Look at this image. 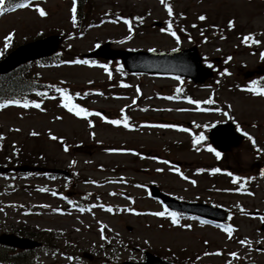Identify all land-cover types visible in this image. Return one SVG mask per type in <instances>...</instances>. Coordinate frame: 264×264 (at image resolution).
<instances>
[{"label": "rangeland", "instance_id": "1", "mask_svg": "<svg viewBox=\"0 0 264 264\" xmlns=\"http://www.w3.org/2000/svg\"><path fill=\"white\" fill-rule=\"evenodd\" d=\"M96 5L103 9H115L122 13L141 12L147 10V18L144 27L148 33H144L139 37L133 36L129 43H125L124 37L128 35L126 31L119 27L112 25H103L86 33L83 38H74L71 35L64 34L62 44L69 50H74L79 55L90 50L93 45L104 42H111L115 48H164L167 49L172 43L161 35L164 22L166 18V9L160 0H141L140 2L134 0H94ZM170 3L173 9L177 12H186L190 20H194V14L200 11H205L214 16V13L220 11L231 15L237 14L238 21L248 29L255 32H260L264 42V14L262 9L264 7V0H166ZM36 6L43 7L47 16L40 17L37 11L33 8H24L7 15L0 19V51L4 52L3 41L5 37L11 32L14 33L17 45L23 44V40L29 37L30 33L41 31H52L56 29L69 30L70 20L72 17L71 6L68 2L63 0H45L44 3L37 2ZM264 10V8H263ZM154 22L162 23L161 28L153 27ZM195 37H199L195 34ZM264 46L259 48H247L245 44L239 42L237 38L231 39L229 42H222L216 40L211 44L203 43L200 48V53L207 56L209 59L219 56L220 50L225 49L227 53L233 56L230 65L244 64L247 69L253 71L256 69L262 70L259 52ZM264 52V51H263ZM87 67H59L41 70V79L48 83H69L72 88L80 90L88 85L105 82V74L98 68H92V71L86 70ZM117 76H115L116 78ZM91 82V83H90ZM131 84H138L141 86L144 95L151 96L155 93L168 94L173 87L171 80L158 79L153 77L131 78ZM115 86H113L114 89ZM207 91L200 90L198 95L205 96ZM220 98L231 105L235 117L242 126L243 131L249 135L257 136L258 148L260 153L264 154V98H251L249 96L232 97L224 92H220ZM154 103L159 111H151L146 113H137L139 119L159 120L161 117L166 119L168 123L175 124H189L199 120L200 116L192 114L189 106H182L171 104L166 105L164 100L156 99V101H148ZM149 103V104H150ZM100 112L102 115L108 117L113 116L112 106L113 100L101 99L99 102ZM168 107L167 112L163 107ZM104 109V110H103ZM162 111V112H161ZM160 112V113H159ZM62 119H56V117ZM208 120L214 121L221 119L220 116L208 117ZM95 124L98 119L93 120ZM13 129H20L14 131ZM46 132L61 133L71 136L73 131L78 132V137H84V145L74 150L79 166L76 169H81V173L86 177L100 179L103 177L119 178L124 176L126 178L134 177L138 181H145L147 183H159L162 190L171 195L177 196L181 199H202L206 201H215L230 207L232 204L241 203L244 207L243 214H236L235 221L239 223V232L243 239L252 243L251 246L234 243L229 237L220 229L212 228L210 226L196 225L190 229L183 226L171 227L166 222L161 221L160 218L150 215L149 213L156 212L159 207L156 203L144 199L142 192L130 188L120 187V190L127 191L129 196L136 198V208L141 212L140 216L130 212L128 215L123 214L121 217H112L106 214H101L98 217L85 216L80 218L68 219L64 217H33L29 218L31 224L34 226L50 228L53 230H68L71 232V238L77 240L80 247H76L73 251L78 262H83V253L89 254V251H95L97 245L92 244L97 240L96 222L107 226L110 232L117 233V236L134 242L140 247H149V252H169L173 255L179 254L182 258H191L194 254L204 251L205 246L203 241H209V248H225L226 251H235L236 257L233 256H216L215 254L201 258L197 264H235L246 262L247 260H257L264 262V253H257L254 251V245L264 240V228H260V223L264 220L255 218L250 213L254 211L264 213V185L262 183L259 171L250 170V165L256 160H260L259 156L254 157L253 154L241 152L233 149L227 158L222 161L221 165L229 166V168L237 171L241 175H250L256 181L255 194L253 196L243 197H228L226 195L210 193L205 191V187L210 186L211 182L204 180L197 176L195 179L198 184L185 183L179 178H173V175H168L166 168L158 166L155 163L156 159L165 158L162 154L163 150L169 153L166 160L172 161L173 166H179L182 170L191 169L199 165H206L210 163V156L205 152L194 153L190 149L177 150V143L172 149L169 145L173 141H178L179 137L168 132L152 133L150 136L140 134H126L121 130H114L110 127L98 126L96 129L97 143L102 142L104 146H120L131 148L137 151V157H122L118 154H112L103 150L97 149L99 146H91L86 140L87 132L82 126V122L74 120L68 116H63L58 110H51L48 113L37 114L34 116H27L22 114L15 108H6L0 112V135H3L10 142H19V140L28 132ZM152 146V147H151ZM137 148H142L143 151ZM51 155L60 157L63 161H67V157L62 153L55 151L50 152ZM143 157L142 161H137L138 158ZM91 161L93 163H87ZM174 163V164H173ZM98 164L109 166L111 169L117 170L111 173L100 170ZM66 166V164H64ZM208 166V165H206ZM163 169L162 173H157L156 169ZM180 169V170H181ZM14 182L15 187L19 189L17 192L19 197H24L28 201H34L43 204L49 200L47 195L42 191L37 192L36 187L46 185L42 179H35L30 177L29 180L22 183L16 178L9 179ZM66 180L63 179V182ZM0 183H7L6 179L0 178ZM18 184H21L17 186ZM55 185V184H54ZM207 185V186H206ZM7 186H10L7 185ZM29 187V188H27ZM109 187H104L108 189ZM90 186L80 184L77 188H73L72 192L77 195H87ZM29 192L31 194H29ZM28 193V194H27ZM122 197V196H121ZM102 198L108 204H113L119 207L127 206V199L123 200L119 197H113L110 194H103ZM126 198H128L126 196ZM86 222V223H85ZM87 226L83 229V226ZM81 227L80 231L75 228ZM73 230V231H71ZM147 241V243L145 242ZM116 248H121L112 257V264L118 261H140L141 253L135 247L121 246L114 244ZM38 254L46 262L53 263V260L46 258L45 251H39ZM237 261V262H236ZM59 262V261H57ZM56 263V262H54Z\"/></svg>", "mask_w": 264, "mask_h": 264}, {"label": "snow or ice", "instance_id": "2", "mask_svg": "<svg viewBox=\"0 0 264 264\" xmlns=\"http://www.w3.org/2000/svg\"><path fill=\"white\" fill-rule=\"evenodd\" d=\"M161 4L164 5L166 11H167V14L169 17H172L173 16V6L170 4V3H166V0H160ZM8 3L10 5V7H5V4H6V0H0V16H3L6 12L8 11H15L17 9H24V8H28L32 5L33 3V0H21V2L19 3H13L12 0H8ZM39 16L40 17H45L47 16V12L46 10L43 8V7H39L37 6L36 9H35ZM71 13H72V23L73 25L75 26L76 23H77V0H73V4H72V8H71ZM206 16L205 15H200L198 17V19L200 21H205L206 20ZM140 23H143V17H137L136 18ZM124 24L128 25V31L131 33L132 30H133V25H132V21L131 20H128V19H124ZM193 27H195V25H193ZM228 29L231 30L232 28L235 27V21L234 20H229L228 21V25H227ZM161 31H167L169 35H171L172 37H174L176 39V42L179 44L180 43V38L179 36H177L176 32L173 30V25H172V22L169 21L168 24H167V29H162ZM181 31H184V29H181ZM13 36H14V33H10L6 36L5 38V43H4V48L7 49L11 46V42L13 40ZM131 37H129L130 39ZM243 42L245 44H250V45H259L261 43V41L257 40L254 38L253 35H246L243 37ZM96 47L99 48L100 45L99 44H96ZM150 51L152 52H155L156 49H150ZM173 51H177V49H173ZM3 55V52L0 51V56ZM232 59L231 56H229L227 58V60L225 61L227 63V61H230ZM260 59L262 61H264V52H261L260 53ZM65 63H70V64H75V65H92L94 64V62L92 61H87V60H83V59H74V60H71V61H66ZM99 67H102L104 68L106 71L108 69V66L106 64L104 65H99ZM209 68L212 67L211 64L208 65ZM221 75H231L230 72L227 71V69H225ZM108 76L109 78H111L112 76V73L109 71L108 72ZM177 79H179L177 77ZM261 79H264V78H261ZM63 83V82H62ZM91 83V82H90ZM122 87H128L127 84H122L121 85ZM51 87V86H50ZM242 91H246V92H249V93H252V94H255L257 96H261V97H264V85L261 84V81L260 80H252L250 82V84L244 88V89H241ZM55 91L57 93H59L60 95V100H61V104L60 106L64 109H66L69 113L73 114L74 116L76 117H79V118H84V119H87L88 117H92V116H96V117H100L101 120L105 121L106 123L110 124V125H116V126H120L121 124L123 125L124 128H129V117L127 115H123V119H108L106 116L102 115L100 112L96 111V112H93V111H89L87 108L85 107H82L81 105L77 104L76 102H74V97L73 95H71L65 88L63 87H57L55 88ZM140 90L137 89V92H139ZM177 93H179L181 91V89L177 88L176 89ZM89 93H85L84 95H88ZM98 95H103V93H97ZM76 97H80V93H76L75 94ZM37 96H40V97H47L48 96V92L47 91H40V92H37ZM50 99H56L55 96L53 97H49ZM168 99H174V97H168ZM189 103H192V104H196L197 107H199V104L201 102L199 101H194V100H191L189 99L188 101ZM204 103L206 104H213L214 101L212 99H208L206 101H204ZM10 105H14V106H17V107H20V108H23V109H29V108H35V109H39L41 111H43L44 109L41 108V103H38V102H35V101H32V100H29V99H8V100H5L3 103H0V109H4V108H7L8 106ZM122 113H123V110H121ZM225 115H227V113H225ZM56 119H62V117H59L57 116ZM88 125L89 127H94L93 125V122L92 120H88ZM154 127H162V128H169V127H176L174 125H153ZM14 131H20V129H13ZM180 131H184V132H187L188 129L187 128H180L179 129ZM237 130L238 131H241V129L239 128V125H237ZM31 135L33 136H36L38 135L37 132L33 131L31 133ZM93 136L95 135L94 133L92 134ZM243 135L247 136L248 139L250 141H252L253 145L255 146V140L253 139V137H251L248 133L246 132H243ZM5 139V137L3 135H0V141H3ZM51 139L52 140H60V142L62 144H64V141L62 138H58L57 136L55 135H51ZM205 139V137L203 135H200V136H196L194 137L193 139V144H199L201 141H203ZM15 147V146H14ZM259 150V149H258ZM64 151L67 152L69 151V148L68 146L65 144L64 145ZM208 151L210 152H215V155L216 157L219 159L220 156H221V153L220 152H217L215 151V149L209 147ZM133 154H137V153H133ZM74 163V162H73ZM163 163H168V161H163ZM178 173L180 172L179 168H176L175 169ZM157 171H163V169H157ZM221 170L219 168H216V169H213V172H220ZM227 175L229 176H232L233 177V180L232 182L235 184L237 183L238 181L241 180V177L239 176H233V174L231 172H228ZM261 175H264V173H261ZM185 179H187V177H185ZM193 184L196 183L195 180L191 181ZM39 191H47V189H39ZM53 195H57V193L53 192L52 193ZM114 194V193H113ZM249 195H251L252 193H248ZM101 207H103V205H101ZM81 211H84V209H80ZM107 211L111 212L112 211V208L111 207H108L106 209ZM131 210V209H130ZM243 211V210H242ZM150 215L152 216H156V217H167L170 219L171 223L173 225H179V220H180V214L175 212V211H169L167 207H165L162 211H156V212H152V213H149ZM262 220H264V217H261ZM104 227L106 226H102L101 227V233L103 234V231H104ZM185 227H191V225H186ZM224 231L227 233L228 237L229 238H232V235H233V232L235 231L234 228H232L231 226L229 227H226L224 229ZM102 239H104L105 237L102 235L101 237ZM147 243V241H145ZM207 243V242H205ZM241 244H244L245 241L241 240L240 241ZM209 253H205V255H208ZM215 255H220L219 252L217 253H214ZM234 258L236 257V253H232L231 254Z\"/></svg>", "mask_w": 264, "mask_h": 264}]
</instances>
